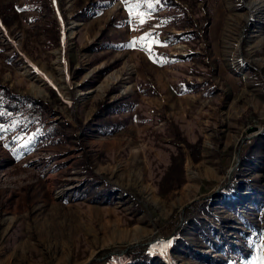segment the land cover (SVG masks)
<instances>
[{
	"label": "rangeland",
	"instance_id": "rangeland-1",
	"mask_svg": "<svg viewBox=\"0 0 264 264\" xmlns=\"http://www.w3.org/2000/svg\"><path fill=\"white\" fill-rule=\"evenodd\" d=\"M152 3L0 0V84L67 134L0 126V264H264V0ZM184 140L198 158L162 189Z\"/></svg>",
	"mask_w": 264,
	"mask_h": 264
},
{
	"label": "trees",
	"instance_id": "trees-1",
	"mask_svg": "<svg viewBox=\"0 0 264 264\" xmlns=\"http://www.w3.org/2000/svg\"><path fill=\"white\" fill-rule=\"evenodd\" d=\"M97 4H99V7H104V3L98 1L94 4V8H96ZM183 33L186 32L183 31ZM104 106L110 108V111H107V113L110 114L118 111H127L125 100H115ZM124 121L125 119H103L102 117L97 116L94 125L105 129H119L124 126ZM34 123L39 127V130L34 134V137L37 139H42L43 136H51L52 138L61 141L67 137L62 122L58 121L57 117L48 110L46 104L42 100L28 94L15 93L7 86L0 84V126L14 127L19 129V131H24ZM42 128L44 129L42 130ZM177 148L176 153L171 155L170 164L167 167L162 181L159 183L160 188L162 189L170 190L180 186L183 182L182 165L184 160L187 156L191 155H193L194 158H198L199 143H191L184 140L183 143L178 144ZM207 212L208 209L206 208L204 213ZM90 264L160 263H158L157 257L151 255L149 252H145L142 249H131L120 255H110L101 261H91Z\"/></svg>",
	"mask_w": 264,
	"mask_h": 264
},
{
	"label": "snow or ice",
	"instance_id": "snow-or-ice-1",
	"mask_svg": "<svg viewBox=\"0 0 264 264\" xmlns=\"http://www.w3.org/2000/svg\"><path fill=\"white\" fill-rule=\"evenodd\" d=\"M144 2L147 4L149 9H152L154 7L152 0H144ZM137 7H139V3L137 4ZM144 22H145L144 19L141 18L140 24L142 25ZM0 27H2V25H0ZM152 37H153V33H151V32L146 33L144 36H142L138 39H133L127 46L135 49L139 45L141 48H145V50H147V45L145 44V42L148 41L149 39H151Z\"/></svg>",
	"mask_w": 264,
	"mask_h": 264
},
{
	"label": "water",
	"instance_id": "water-1",
	"mask_svg": "<svg viewBox=\"0 0 264 264\" xmlns=\"http://www.w3.org/2000/svg\"><path fill=\"white\" fill-rule=\"evenodd\" d=\"M257 130V128L256 127H250L249 129H248V132H253V131H256ZM259 133V132H258ZM255 134H257V133H255ZM254 134V135H255ZM233 170V167L230 169V171H229V177H230V175H231V171ZM124 251H122V252H120V253H118V252H115V251H111V252H109V253H107V254H104V255H102L101 257H99V258H97V260H100V259H104V258H106L108 255H120V254H122ZM91 261V260H90ZM90 261H88V263H86V264H89V262Z\"/></svg>",
	"mask_w": 264,
	"mask_h": 264
}]
</instances>
